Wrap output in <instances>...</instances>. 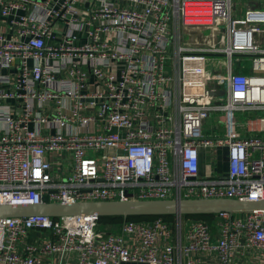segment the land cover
<instances>
[{"label":"built area","instance_id":"obj_1","mask_svg":"<svg viewBox=\"0 0 264 264\" xmlns=\"http://www.w3.org/2000/svg\"><path fill=\"white\" fill-rule=\"evenodd\" d=\"M197 197L264 200V0H0V203ZM238 212L0 217V264H264Z\"/></svg>","mask_w":264,"mask_h":264},{"label":"water","instance_id":"obj_2","mask_svg":"<svg viewBox=\"0 0 264 264\" xmlns=\"http://www.w3.org/2000/svg\"><path fill=\"white\" fill-rule=\"evenodd\" d=\"M264 208V200H239L234 198H167V199H129L42 202V203H0V217L29 216L34 214L52 217L80 216H118L126 219L131 216L161 215H208L221 211L237 212Z\"/></svg>","mask_w":264,"mask_h":264},{"label":"crops","instance_id":"obj_3","mask_svg":"<svg viewBox=\"0 0 264 264\" xmlns=\"http://www.w3.org/2000/svg\"><path fill=\"white\" fill-rule=\"evenodd\" d=\"M240 61L239 62H234L232 64V67L234 70L238 71V72H243V73H250L251 72V68L249 65V56L247 55H240L239 56ZM210 69L212 68V65H209ZM227 71V67L225 64H222L219 66V68L217 69L218 73H225ZM166 72H171V69L169 68V66L166 67ZM210 116H214L213 119L215 120L218 116L216 113H211ZM211 127V128H210ZM215 129L213 128L211 123H207V120L205 122L204 125V131L206 133H211L213 132ZM220 153L224 154V150L221 149ZM219 170H224L226 168V163H225V157L223 156V161H221L218 165H217ZM214 165H208L205 164L204 162V157L202 155V159H201V163H200V171L202 174H208L211 172L212 169H214ZM65 171L61 172L60 174H64Z\"/></svg>","mask_w":264,"mask_h":264},{"label":"trees","instance_id":"obj_4","mask_svg":"<svg viewBox=\"0 0 264 264\" xmlns=\"http://www.w3.org/2000/svg\"><path fill=\"white\" fill-rule=\"evenodd\" d=\"M158 215L155 216H131L128 217V219H135V220H150L154 217H157ZM187 218H191V219H204V220H211L213 214H208V215H184ZM161 217H163L166 220H172L173 219V215H161ZM123 218L122 217H118V216H101L100 217V222L102 224H110L112 225V227H114L115 229L118 227V225L122 222Z\"/></svg>","mask_w":264,"mask_h":264},{"label":"rangeland","instance_id":"obj_5","mask_svg":"<svg viewBox=\"0 0 264 264\" xmlns=\"http://www.w3.org/2000/svg\"><path fill=\"white\" fill-rule=\"evenodd\" d=\"M240 4H242V3H240ZM240 6L242 7L243 4L240 5ZM213 117H214V116H210V117L207 119V123H211V124L216 125V126L218 127L219 131H221V132H222V130L224 131V127L222 128V126H221V121H222L223 117H222L221 120H219V122H217V123H215ZM210 128H211V127H210ZM214 129H215V132L218 131L217 128L214 127ZM238 213H239V214H241V213L243 214V212H241V211L238 212Z\"/></svg>","mask_w":264,"mask_h":264}]
</instances>
